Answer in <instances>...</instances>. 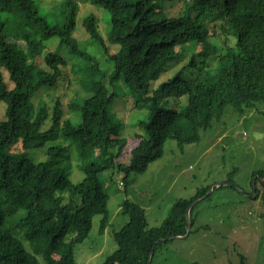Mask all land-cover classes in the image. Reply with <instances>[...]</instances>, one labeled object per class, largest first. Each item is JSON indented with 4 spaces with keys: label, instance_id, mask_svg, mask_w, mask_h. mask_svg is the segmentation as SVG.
<instances>
[{
    "label": "trees",
    "instance_id": "obj_1",
    "mask_svg": "<svg viewBox=\"0 0 264 264\" xmlns=\"http://www.w3.org/2000/svg\"><path fill=\"white\" fill-rule=\"evenodd\" d=\"M90 2L110 16L106 41L96 31L92 16L83 21L85 32L112 64L110 73L101 70L96 56L72 38L79 6L76 0H64L63 24L55 26L39 15L33 0H0V14L10 15L16 8L20 19L0 20V102L6 105V120L0 121V264H39L38 257L44 264H75L73 246L87 238L93 218L102 216L101 232L109 223V196L99 179L103 172L116 168L122 173L121 184L126 194L131 176L145 174L150 164L161 159L166 142L175 140L181 147L192 142L185 124L207 130L213 121L222 118L227 107L242 115L256 110L257 105L264 106V0H183L184 10L174 18L161 17L159 0ZM216 24L222 30L225 27L231 30L235 40L224 54L207 42L209 27ZM28 25H38L46 38L57 37L80 59L74 72L84 67L89 73L90 77L85 76L82 81L91 95L80 106L77 125L69 121L61 125L63 110L57 100L50 116V128L40 132L49 117V109L44 104L35 108L32 98L50 91L46 89H56L68 63L60 56L49 54L44 58L45 68L31 64L29 61L39 58L42 49L30 39L25 29ZM191 41L202 42L203 49L192 56L188 65L199 68L214 55L217 68L199 69L190 81L183 80L179 71L163 83L160 90L167 97L186 95V107L165 108L159 96L154 95L149 118L141 123L146 136H137L138 143L127 164L115 165L114 155L108 152L112 122L107 115L114 93L106 84L114 86L122 80L135 101L147 99L152 82L178 57L176 48ZM109 44L119 45L118 50L111 52ZM6 74L13 89L8 88ZM45 137L72 138L81 149L88 148L94 139L103 140L99 149L105 158L103 163L83 166V181L73 184L60 165L68 147L48 148L49 160L39 163L32 162L25 153L1 152L4 145L19 141L22 149L27 150L32 140ZM252 178L261 182L264 201V170L255 172ZM227 186L236 188L231 180ZM208 189L198 190L191 199L175 200L167 219L151 229L146 226L144 210L126 200L122 207L128 222L114 233L118 248L106 264H151L158 247L186 234V212L194 202L207 197ZM65 191L80 200L74 214L76 238L71 243H66L65 238L74 206L56 201V193ZM255 194L257 198L256 189ZM42 201L52 203L53 207L44 209ZM195 204L190 210L189 234L194 224ZM19 211L22 214L18 216L17 227L23 231L28 249L3 230L7 218Z\"/></svg>",
    "mask_w": 264,
    "mask_h": 264
},
{
    "label": "rangeland",
    "instance_id": "obj_2",
    "mask_svg": "<svg viewBox=\"0 0 264 264\" xmlns=\"http://www.w3.org/2000/svg\"><path fill=\"white\" fill-rule=\"evenodd\" d=\"M38 13L50 25H62L64 0H33ZM79 4L72 38L75 43L88 53L96 56L101 70L110 73L112 64L106 61L99 46L85 32L83 21L92 16L95 29L106 41L110 29L108 12L90 0H76ZM134 2L136 0H133ZM160 15L163 18H174L184 10L183 0H159ZM18 22L19 15L14 8L10 15L0 14V20ZM30 39L36 43L42 53L39 58L30 60L45 68L44 58L49 54L62 57L67 64L56 89H46L42 94L32 98L35 108L44 104L49 109V117L40 128L46 132L51 126L50 116L57 100L63 110L64 121L77 125L80 121V106L91 95L87 84L82 81L89 73L84 67L75 71L80 59L70 53V48L59 42L57 37L46 38L38 25L25 27ZM208 40L224 54L226 48L232 47L235 40L231 30L209 27ZM111 52H116L119 45L109 44ZM203 49L200 41H191L176 48L178 57L171 61L158 79L150 87L147 99L136 100L122 80L114 86L107 87L114 93L107 108L108 118L112 122L109 155H114L115 165L127 164L132 149L137 145V136H146L141 123L146 121L152 107L151 99L159 96L161 105L168 109L183 110L187 97H167L160 90L163 83L182 71V79L190 81L199 69H216L217 58L211 55L199 68L188 64L195 54ZM76 73V75L74 74ZM8 83L7 74L5 75ZM111 87V88H110ZM13 89V84L8 83ZM39 92V91H38ZM37 92V93H38ZM72 104L74 105L72 107ZM6 105L0 102V121L6 120ZM192 142L178 146L175 140L165 144L163 157L149 165L143 175H132L125 194L122 183L123 174L116 170L103 172L99 179L107 191L109 223L100 231L101 215L92 220V227L87 238L73 246L75 264H106L108 257L118 246L113 238L114 233L128 222L123 214V203L139 205L145 212L147 228H157L169 216L172 204L177 199H191L197 191L209 188L207 197L198 201L193 209L194 224L191 234L183 239H174L162 244L154 253L151 264H264V201L261 182H255L252 175L264 170V106L257 105L256 110L239 114L227 107L220 120L211 123L207 130L198 129L190 124L184 125ZM103 140L94 139L86 149H81L72 138L52 137L36 138L31 141L27 150L22 149L21 142L4 145L3 153H25L34 163L49 160L48 148L55 146L68 147V154L60 159L73 184L83 181L85 174L82 167L93 163H103L104 156L99 147ZM233 172V174H232ZM231 175V176H230ZM231 177V178H229ZM228 180L236 185L235 189L227 186ZM255 189L259 192L256 198ZM56 201L62 205L72 204L70 230L65 238L71 243L76 238L74 214L80 207V200L68 191L56 193ZM44 209H51L52 203L42 201ZM7 218L3 225L5 235L16 238L27 249L29 244L24 233L17 227L18 216ZM39 264H44L38 257Z\"/></svg>",
    "mask_w": 264,
    "mask_h": 264
},
{
    "label": "water",
    "instance_id": "obj_3",
    "mask_svg": "<svg viewBox=\"0 0 264 264\" xmlns=\"http://www.w3.org/2000/svg\"><path fill=\"white\" fill-rule=\"evenodd\" d=\"M201 200V199H200ZM197 202V201H196ZM196 202H194L190 207H189V209L187 210V212H186V216H185V218H186V234L184 235V236H182V237H176V239H183V238H185V237H187L188 235H189V231H190V222H189V215H190V210H191V208L193 207V205L196 203Z\"/></svg>",
    "mask_w": 264,
    "mask_h": 264
}]
</instances>
